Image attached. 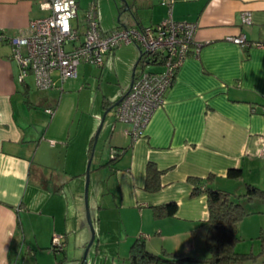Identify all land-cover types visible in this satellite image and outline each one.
I'll use <instances>...</instances> for the list:
<instances>
[{
	"label": "crops",
	"instance_id": "1",
	"mask_svg": "<svg viewBox=\"0 0 264 264\" xmlns=\"http://www.w3.org/2000/svg\"><path fill=\"white\" fill-rule=\"evenodd\" d=\"M98 2L77 0L72 24H78L80 31L84 23L80 27L79 9L86 11L93 5L99 23ZM128 2L130 12L118 16L117 26L103 30L99 24L103 33L124 26L153 25L170 16L197 24L194 42L200 44V50L180 65L144 136L132 141L124 133L130 125L115 117L109 126L110 147L122 153L100 162L96 170L106 178L111 175L117 190L112 213L122 229L110 241L117 246L113 260L125 264L137 237L154 253L165 250L195 257L204 246L207 207L205 195H191L194 186L189 178L213 174L212 187L233 195L235 190L243 193L246 182L262 185L247 178V172L264 181V167L259 165H264L259 154L264 146V46L256 44L264 43V0ZM40 5L41 0H0V31L14 35L30 21L47 16L49 11ZM243 12L250 13V23H243ZM238 35H244L248 44L231 39ZM123 46L109 52L106 60L116 57ZM152 66L161 69L158 64L149 68ZM138 71L135 68L134 75ZM18 73L10 44L0 40V264H27V259L20 261L23 254L28 255L29 264H58L53 252V262L44 260V254H51L54 233L63 234L64 249L57 254H62L60 259L75 255L89 240L81 177L86 173L94 135L90 140L88 135L78 137L80 120L71 134L79 107L72 96L78 95L77 88L65 91L63 83L38 89L31 75L20 82ZM41 97L45 100L40 103ZM101 109L104 111L102 104ZM148 163L161 171L160 188L154 192L145 188ZM238 167L243 169L242 178L226 177L229 168ZM71 180L77 183L69 187ZM99 191L96 189L93 208L102 226L108 206ZM172 201L178 205L174 215L154 216V206ZM131 213L134 220V214L138 218L132 230L125 226Z\"/></svg>",
	"mask_w": 264,
	"mask_h": 264
},
{
	"label": "built area",
	"instance_id": "2",
	"mask_svg": "<svg viewBox=\"0 0 264 264\" xmlns=\"http://www.w3.org/2000/svg\"><path fill=\"white\" fill-rule=\"evenodd\" d=\"M40 6L49 14L30 21L25 30L14 35L0 31V40L10 44L11 58L18 65V80L22 82L31 75L38 89L55 88L67 79L76 78L81 63L102 66L109 52L134 44L145 56L141 55V68L128 92L113 108V115L117 121L130 125L124 133L132 141L144 136L154 111L164 103L180 65L191 53L200 50V44L194 42L197 24L169 16L153 25L124 26L103 33L94 6L90 5L85 11L84 29L80 31L78 24L71 22L77 15V0H41ZM241 17L243 23L251 22L249 12H243ZM231 39L248 44L244 35ZM256 44L264 46L261 42ZM155 64L161 69L149 68ZM47 111L53 113L51 109ZM261 140L264 141V134ZM120 152L109 147L108 155L115 158ZM259 154L264 157V146ZM50 249L56 254L63 251V234L52 235Z\"/></svg>",
	"mask_w": 264,
	"mask_h": 264
},
{
	"label": "rangeland",
	"instance_id": "3",
	"mask_svg": "<svg viewBox=\"0 0 264 264\" xmlns=\"http://www.w3.org/2000/svg\"><path fill=\"white\" fill-rule=\"evenodd\" d=\"M126 3L129 5L128 0H99L98 5L100 6L102 13L99 16V24L101 28H103V30H108L109 27L112 28L117 26L119 24L118 16H122L130 12L126 9ZM109 9H111V12ZM84 19L85 11L79 9L78 20L81 25L80 27H83L82 23H84ZM71 22L75 24L76 21L75 19H72ZM138 56L139 49L137 48V46H135L134 44L125 45L121 48L120 51L117 50L116 57L113 58V55L109 56L108 60H106L105 57L104 60H106V62L102 67H96L92 64L87 63L80 64L78 66L77 79L72 80L71 82H69V80L64 82L65 91L76 88V91H78V95H72L74 100L78 101L79 107L73 125L71 127V134L78 127L80 120V130L78 132V137L80 135H88V140H90L91 137L95 135V132L104 113V111H102L101 109V101L103 96L113 102H116L127 92L132 80L133 67ZM140 68L141 63H138L136 66V70H139ZM150 69L155 68L152 66ZM58 95L59 93L57 94L56 99H58ZM44 100L45 98L41 97L40 103ZM43 107L44 105L40 104V109H43ZM112 121L115 122V119L111 110L107 113V117L105 118L98 138L94 144L93 154L91 156L88 184V209L92 226H90L87 220L84 200L86 173L81 177L82 199L85 209V221L89 231V240L92 236V230L94 232V240L86 253L85 264H123L124 262L123 260H113V256L115 254L113 255L112 252L116 250L117 246H113L110 243V241L112 242L115 237H118V228H121V226H118L115 223V217L112 213L113 197L117 190L115 188L114 181L111 178V175L109 178H106L102 174V171L99 172L96 170V166H98L100 162L103 163L110 158L108 155V151L111 145L107 136H109V126ZM77 139L81 140V137ZM89 158L85 163V171L87 170ZM259 165L260 167H264V165H262L261 163H259ZM246 174L248 175L247 178L254 179L257 182H260L259 184H262L261 186H264V181H261L254 172H247ZM98 179L99 181L97 182ZM68 183L69 187H71L75 186L77 182L75 180H71L68 181ZM96 189H99V192H102L104 194L102 195L103 202L108 206V210H106L107 214L103 217L102 226L98 224V217L95 215V210L93 208V206L95 207L94 202L96 200ZM232 192H234V195L236 196H234L235 200L241 202L245 210L248 212V214L245 215L238 223L237 235L239 237V240L236 242L234 250L235 252L240 254H250V256L242 261H239L236 264H264V254H261V240L259 238L260 231L264 229V202H261V200L259 199L247 201V199L245 198L237 197L239 194H241L239 192L242 191L235 190ZM134 215L135 220L133 219V215L132 217H128L129 221L125 220V226L130 228V230H132V228L135 227L138 222L137 215ZM99 226L102 227L101 233L98 228ZM119 233L121 235L122 231H120ZM99 239L101 240L100 243ZM85 247L83 249L77 250V253L75 255H71L66 259H64L63 257L60 259L62 254H56L55 256H57L58 260L55 259V263L82 264ZM52 252L53 251H51L50 255L47 253L44 254V260H46L47 262L51 260V262H53L52 260L54 258V252ZM208 257L209 253L207 252L204 244L201 253H199L198 255L196 254V256L194 257L196 258V260H188L183 264H210L207 260ZM22 259H27V264L30 263L27 254H23L20 257V261ZM125 264H129V262L127 261L125 262Z\"/></svg>",
	"mask_w": 264,
	"mask_h": 264
},
{
	"label": "trees",
	"instance_id": "4",
	"mask_svg": "<svg viewBox=\"0 0 264 264\" xmlns=\"http://www.w3.org/2000/svg\"><path fill=\"white\" fill-rule=\"evenodd\" d=\"M140 53L142 57L145 56L141 51ZM142 57L138 61L141 65ZM137 64L134 65L135 68ZM101 104L104 111H106L115 102L103 97ZM93 142L94 137L91 141L90 150L93 147ZM121 153L122 150L115 158H110V160L116 159ZM160 174L161 171L155 164H147L146 190L150 192L159 190ZM226 177L240 179L243 177V169L241 167L229 168L226 172ZM214 178L213 174H209L205 178H189L194 186L191 195H205L206 197L207 230L204 244L209 253L207 260L210 264H236L250 256V254H240L234 250L235 244L239 240L237 235L238 223L248 212L241 202L235 200V195L228 191L213 188L212 183ZM237 197L245 198L247 201L259 199L261 202H264V189L246 182L244 184V192ZM177 207L178 205L174 201L154 206V216L157 218L172 216L176 213ZM259 238L261 240V254H264V229L260 231ZM188 260H196V258L183 254H173L165 250H162L159 254L154 253L148 250L145 241L141 237L134 239L128 251L129 264H183Z\"/></svg>",
	"mask_w": 264,
	"mask_h": 264
},
{
	"label": "water",
	"instance_id": "5",
	"mask_svg": "<svg viewBox=\"0 0 264 264\" xmlns=\"http://www.w3.org/2000/svg\"><path fill=\"white\" fill-rule=\"evenodd\" d=\"M126 4H127V3H126ZM126 6H127L126 9L128 10V4H127ZM140 58H141V53H139L138 59H137V61H136L135 64L138 63V61H139ZM134 70H135V66H134ZM134 70H133V73H132V80H131V82H130V86H129V88L131 87L132 82H133ZM127 92H128V90H127ZM127 92H126V93H127ZM126 93H125V94H126ZM125 94H124V95H125ZM124 95H123L118 101H116L115 104H114L112 107H110L108 110L104 111V113H103V115H102V118H101V121H100V123H99V126H98V128H97V130H96V132H95V135H94V144H95V142H96V140H97V138H98L99 132H100L102 126H103V123H104V121H105L106 114H107L110 110H112V109H113V108H114V107H115V106H116V105H117V104L123 99ZM93 148H94V145H93ZM93 148H92V151H91V156H92V154H93ZM91 156H90V158H89L88 165H87V170H86V182H85V191H84V200H85V208H86L87 220H88V223L90 224V226H92V224H91V218H90V213H89V209H88V184H89V168H90ZM93 240H94V232H93V230H92V236H91L89 242L87 243V245H86V247H85L84 256H83V259H82V264H85L86 253H87V251H88L90 245L92 244Z\"/></svg>",
	"mask_w": 264,
	"mask_h": 264
}]
</instances>
